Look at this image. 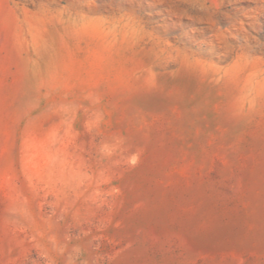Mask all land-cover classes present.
I'll use <instances>...</instances> for the list:
<instances>
[{"label":"rangeland","instance_id":"374dc122","mask_svg":"<svg viewBox=\"0 0 264 264\" xmlns=\"http://www.w3.org/2000/svg\"><path fill=\"white\" fill-rule=\"evenodd\" d=\"M0 264H264V0H0Z\"/></svg>","mask_w":264,"mask_h":264}]
</instances>
